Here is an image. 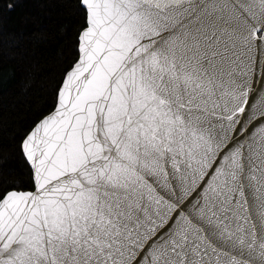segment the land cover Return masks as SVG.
Wrapping results in <instances>:
<instances>
[{"label":"snow or ice","instance_id":"snow-or-ice-1","mask_svg":"<svg viewBox=\"0 0 264 264\" xmlns=\"http://www.w3.org/2000/svg\"><path fill=\"white\" fill-rule=\"evenodd\" d=\"M79 3L0 264H264V0Z\"/></svg>","mask_w":264,"mask_h":264},{"label":"trees","instance_id":"trees-1","mask_svg":"<svg viewBox=\"0 0 264 264\" xmlns=\"http://www.w3.org/2000/svg\"><path fill=\"white\" fill-rule=\"evenodd\" d=\"M84 23L79 0H0V189L31 188L19 146L53 107Z\"/></svg>","mask_w":264,"mask_h":264},{"label":"water","instance_id":"water-1","mask_svg":"<svg viewBox=\"0 0 264 264\" xmlns=\"http://www.w3.org/2000/svg\"><path fill=\"white\" fill-rule=\"evenodd\" d=\"M81 31V30H80ZM79 31V32H80ZM257 59H259V57H257ZM262 79H264V63H261L259 66H258V68H257V70H256V72H255V74H254V78H253V81H252V86L254 87V88H257V89H259L260 87H261V84H260V81L262 80ZM61 83V82H60ZM52 109H53V107L47 112V113H45L44 115H42L37 121H39L40 119H42L45 115H47L48 113H50L51 111H52ZM36 121V122H37ZM36 122L33 124V126L32 127H34V125L36 124ZM31 127V128H32ZM30 128V129H31ZM29 129V130H30ZM28 133V132H27ZM26 133V134H27ZM25 134V135H26ZM24 135V136H25ZM23 139V138H22ZM22 141V140H21ZM13 189V188H12ZM12 189H9V190H12ZM17 190H24V191H30V190H32L31 188H27V189H17Z\"/></svg>","mask_w":264,"mask_h":264}]
</instances>
